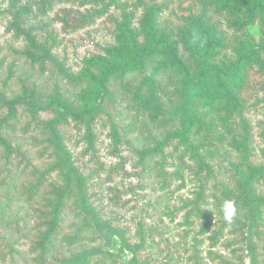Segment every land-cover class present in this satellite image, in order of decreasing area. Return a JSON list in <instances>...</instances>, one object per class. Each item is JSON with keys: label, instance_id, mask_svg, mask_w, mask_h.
Instances as JSON below:
<instances>
[{"label": "rangeland", "instance_id": "obj_1", "mask_svg": "<svg viewBox=\"0 0 264 264\" xmlns=\"http://www.w3.org/2000/svg\"><path fill=\"white\" fill-rule=\"evenodd\" d=\"M9 1L0 0V93L11 99L26 88L34 89L40 97L56 90L61 98L75 102L80 86L64 79L53 63H32L22 54L23 37L7 29L11 19ZM24 2L20 0L21 4ZM108 2L76 0L55 4L46 15L32 12L25 18L24 26L32 29L38 41L75 73L87 57L102 54L105 46L114 43L115 20L121 18L122 11H132L137 26L145 6H156L159 25L176 30L191 12L200 10L195 0H141L140 4L139 0H116L102 10ZM64 9L70 10L68 24L63 22ZM208 16L226 40L243 37L245 32L259 36L257 24L237 32L228 25L224 14L210 9ZM179 52L187 58L182 49ZM234 55L226 41L215 59L226 62ZM157 60L150 57L145 71L110 82L112 96L103 101V113L93 124V146H88L84 130L73 122L58 127L83 177V188L74 189L67 198L44 247L40 243L50 227L52 188L64 183L62 173L50 169L53 146L48 142L44 122L52 111L32 115L24 105H18L11 115L0 103V134L9 145L7 148L0 144V264H61L77 252L107 248L92 227L81 229L83 203L111 224L126 229L132 242L141 241L143 236L138 264H219V254L236 262L243 257L244 264H248L245 234L233 224V219L241 214L236 213L231 222L224 219L221 207L214 202L220 189L213 185L233 186L228 161L237 159L233 140L240 139L244 132L249 134V160L264 163V71L255 66L246 74V84L237 91L241 108L228 118L231 130L226 123L221 124L224 115L221 117L214 108L209 110L206 119L213 121L216 131L208 134L210 141L205 140L212 146L207 153L202 151L213 165V173L206 178L205 172L195 173L196 162L178 139L171 140L162 150H153L171 128L153 125L132 100L131 89ZM158 79L163 84L166 81L163 74ZM112 127L118 143L114 142ZM203 138L194 135L191 141L196 144ZM144 148L152 150L141 155ZM204 181L202 208L210 218L208 231H202V220L190 214V202ZM253 188L256 195L264 198V177ZM257 230L252 241L259 264H264V210ZM130 255L125 251L112 263L102 254H95L89 263L126 264Z\"/></svg>", "mask_w": 264, "mask_h": 264}, {"label": "trees", "instance_id": "obj_2", "mask_svg": "<svg viewBox=\"0 0 264 264\" xmlns=\"http://www.w3.org/2000/svg\"><path fill=\"white\" fill-rule=\"evenodd\" d=\"M74 1L76 0H26L22 4L20 0L9 1L11 19L7 29H12L17 36L23 37L24 57L39 65L46 61L53 63L64 79L80 86L76 103L61 98L56 90L40 97L34 89L26 88L11 99H6L0 93V103L6 106L11 115L18 105H24L32 115L39 111H52V116L44 122L49 134L48 142L53 146L54 162L50 169L59 170L64 183L52 188L50 227L42 234L41 247L49 240L67 198L74 189L81 191L83 188V177L75 167L72 153L66 147L58 127L73 122L84 130L88 146H93V124L103 113V101L112 96L109 89L112 80L121 81L127 75L145 71L148 58H158L131 89L132 100L153 125L171 128L162 140L156 142L153 150H162L171 140L178 139L191 152L197 165L195 173L198 175L205 172L207 178L213 173V165L204 153L212 145L205 140L210 141L208 134L216 131L213 121L206 119L209 110L214 108L221 117L224 115L221 124L226 123L231 130L228 118L241 108L237 91L246 84V74L255 66L264 71V0H195L199 12H191L176 30L159 25L156 6H145L142 16L137 19V26L133 23V12L122 11L121 18L115 20L114 43L105 46L102 54L87 57L79 71L72 73L60 58L38 41L32 29L26 28L24 24L25 18L32 12L46 15L55 4ZM115 1L109 0L102 10ZM140 3L141 0L138 4ZM210 9L224 14L228 25L237 32L246 31L247 27L257 24L258 38L245 32L243 37L234 36L226 40V36L220 33L217 24L208 16ZM64 10L63 22L68 24L70 10ZM226 41L234 49V58L218 63L215 59L217 50L223 48ZM181 49L186 54V59L180 54ZM162 74L166 80L164 84L158 79ZM194 135H202L204 138L193 144L191 137ZM248 135V132H244L240 139L233 140V148L238 156L235 161H228L233 186L214 184L215 189H220L219 196L214 195V202L218 208L225 200L235 202L236 213L241 214V217L233 219V224H237L242 234H245L243 238L248 264H259L252 237L258 232L264 198L255 194L253 185L264 177V163L254 164L249 160ZM112 136L114 142L118 143L113 127ZM0 144L9 148L1 134ZM151 150L144 148L141 155ZM205 182H201L195 199L190 202V214L195 219L202 220V231H208L210 225V218L202 208L205 204ZM82 208L85 217L82 219L81 229L92 227L107 248L77 252L70 259L62 260L61 264H90V258L95 254H102L113 263L125 251L131 254L126 264H138L137 254L144 241L143 236L141 235V241L132 242L126 235V229L111 224L86 203L82 204ZM226 225L221 226L219 231ZM113 247H116V251L112 250ZM217 257L219 264H244L243 257H240V262L221 254Z\"/></svg>", "mask_w": 264, "mask_h": 264}, {"label": "clouds", "instance_id": "obj_3", "mask_svg": "<svg viewBox=\"0 0 264 264\" xmlns=\"http://www.w3.org/2000/svg\"><path fill=\"white\" fill-rule=\"evenodd\" d=\"M221 211L224 219L231 222L234 215L236 214V206L233 200H225L221 205Z\"/></svg>", "mask_w": 264, "mask_h": 264}]
</instances>
